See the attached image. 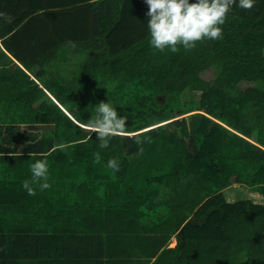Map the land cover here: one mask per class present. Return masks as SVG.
<instances>
[{
  "label": "trees",
  "instance_id": "16d2710c",
  "mask_svg": "<svg viewBox=\"0 0 264 264\" xmlns=\"http://www.w3.org/2000/svg\"><path fill=\"white\" fill-rule=\"evenodd\" d=\"M237 5L221 39L172 53L150 46L144 0H0V264L20 232L65 223L119 264H264V202L223 193L264 196V0ZM63 48L86 52L80 81ZM100 101L127 117L104 149L87 127ZM37 159L51 187L29 195Z\"/></svg>",
  "mask_w": 264,
  "mask_h": 264
},
{
  "label": "clouds",
  "instance_id": "9594fccd",
  "mask_svg": "<svg viewBox=\"0 0 264 264\" xmlns=\"http://www.w3.org/2000/svg\"><path fill=\"white\" fill-rule=\"evenodd\" d=\"M148 7L147 30L150 36L149 44L155 50H169L177 53L182 47L192 50L197 43L204 40H219L223 36L222 25L227 14L237 5V0H144ZM256 0H238V7L252 10ZM0 18L11 22L5 13ZM95 115L87 121L91 133H95L99 148L108 147L110 139L122 135L126 130L127 117L120 115L110 103L100 101L93 109ZM146 138L136 137V143L145 142ZM95 162L100 163L99 152L94 154ZM32 179L24 180L22 187L29 195H35L33 184H38L41 191L51 185L48 181L47 159H37L30 166ZM107 167L113 172L119 171L116 158H110Z\"/></svg>",
  "mask_w": 264,
  "mask_h": 264
},
{
  "label": "crops",
  "instance_id": "0c3cea01",
  "mask_svg": "<svg viewBox=\"0 0 264 264\" xmlns=\"http://www.w3.org/2000/svg\"><path fill=\"white\" fill-rule=\"evenodd\" d=\"M1 48L3 49L2 46ZM8 55L14 59L11 54ZM14 61L24 68L17 60L14 59ZM64 70L66 71L62 66L60 71ZM50 71L51 69L47 71V74ZM53 72L55 73L56 71L54 70ZM55 74L57 75L58 73ZM47 94L51 96L48 91ZM51 97L55 99L53 96ZM249 190L255 192L250 188ZM251 198L257 199L258 201L252 200L256 203L264 202L261 201L262 199L257 194H253ZM76 225L78 223L74 225L65 223L64 227L59 226L46 234L20 232V235H17L20 239V247L10 249L12 253L7 260H10V264L13 262L14 264H119L118 261L108 259L104 254L105 252H101L104 256L99 259L100 254L98 255L96 236L92 232H81V229L86 231L84 228H73ZM66 226L74 232H71Z\"/></svg>",
  "mask_w": 264,
  "mask_h": 264
},
{
  "label": "rangeland",
  "instance_id": "374dc122",
  "mask_svg": "<svg viewBox=\"0 0 264 264\" xmlns=\"http://www.w3.org/2000/svg\"><path fill=\"white\" fill-rule=\"evenodd\" d=\"M61 52H63L64 55L62 57H60L59 65L67 57V59L63 63V67L66 69V72L69 74V76L73 77L72 78L73 80L80 81V75L83 72L82 71V65H83V63L85 61V58H83V57L86 54V52L82 51V50L81 51L73 50V52H72L73 54H72L71 51H68V53H67L65 48H63L61 50ZM35 69H37V67ZM214 76H215V73H214V71L212 69H208V70H206V71H204L202 73V77L204 79H206V80H210ZM249 84H250V82H247V81L241 82L242 86H247ZM199 95H200V92L196 90L194 92L195 98L196 97L198 98ZM159 97H160L161 101L164 100L163 96H159ZM185 115L188 118L189 115L188 114H185ZM252 191H255V192H251L249 190V187L244 186L243 184H240V183H232L230 186H228V187L223 189L224 196L227 198L228 201H235V200H238V199H251L253 201H258L255 198H251V196L253 194L259 195V198L262 199L261 201H264V196L261 193H259L256 190H252ZM256 192H258V193H256ZM256 197H258V196H256ZM176 243H177L176 238L174 236H172L170 241H169L168 246L173 247V246L176 245Z\"/></svg>",
  "mask_w": 264,
  "mask_h": 264
}]
</instances>
